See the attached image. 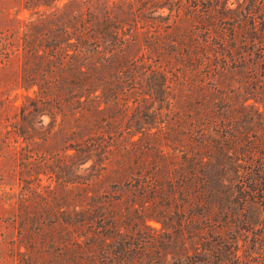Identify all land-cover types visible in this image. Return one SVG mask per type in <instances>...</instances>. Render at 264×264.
I'll return each mask as SVG.
<instances>
[{
  "label": "rangeland",
  "instance_id": "rangeland-1",
  "mask_svg": "<svg viewBox=\"0 0 264 264\" xmlns=\"http://www.w3.org/2000/svg\"><path fill=\"white\" fill-rule=\"evenodd\" d=\"M191 1L0 0V264H264V0Z\"/></svg>",
  "mask_w": 264,
  "mask_h": 264
},
{
  "label": "trees",
  "instance_id": "trees-1",
  "mask_svg": "<svg viewBox=\"0 0 264 264\" xmlns=\"http://www.w3.org/2000/svg\"><path fill=\"white\" fill-rule=\"evenodd\" d=\"M186 1V0H185ZM190 5L189 6H193L194 8H196V5L193 1L190 0ZM218 6H215L214 12H210L208 11V9L206 10H202L205 11L207 15H215L218 18V21L223 24L225 19L227 18V16L225 15V13H223L224 11L230 10L231 8H229L228 6H226L225 4L222 6V8L220 10H217ZM263 5L261 4H254L252 7H247L246 9V16L245 17H249L253 14H259V15H263L262 14V10L263 9ZM202 8H205V6H203ZM256 9V10H253ZM231 19V18H229ZM255 25V24H254ZM234 26V25H233ZM206 33L209 35V31H206ZM70 43V42H69ZM224 43L221 42L220 45H223ZM258 53L261 55L262 52L264 51V43L262 44V40L258 41ZM56 47H48L47 46V92H50L53 88H54V84L57 83V81L61 78V75L63 73H68L70 76V79L68 80L70 84H75L77 81H74V78L76 77V74L78 76H80V80H83L81 77H87L89 75V68H87V66L84 65H78L76 67L73 66V62H72V57H77L80 54V51H77L76 54H71L69 53V50H65L64 53L60 54L56 52ZM264 55V53H263ZM76 71V72H75ZM84 84H82L83 86ZM73 96H75V93L73 92L72 94ZM82 97L79 96V99ZM256 138V135H253ZM259 163L255 165V168L253 169L254 175L255 177L251 180V184L250 185H246V178L243 175H240L236 181V185H234V187H236L238 190L243 191V192H249V191H256V190H262L264 192V174L263 175H258L259 169L258 167H264V158H260V160L258 161ZM201 164H203V161L201 160ZM242 169H250V167L247 165L242 164V166H240ZM192 173L194 176L196 177L198 180L200 179L201 181H204L206 179V173L203 172L202 170H196L195 172H190ZM246 189H249L246 190ZM185 211L184 208L179 209L178 215L179 217V223L176 226V224L173 226L174 231H182V224L187 223L188 221H190V217L192 216V213H187V216L185 217ZM102 221V220H101ZM205 231V230H204ZM210 230H206V234H209ZM204 233V232H203ZM209 237H212V235H208ZM220 236V234H216L215 237ZM192 239L193 236L191 237ZM201 238H203L201 236ZM206 239V238H204ZM198 249V248H197ZM204 249V248H203ZM197 251V250H196ZM197 255V253L193 252V256ZM185 257L187 259L190 258V255H188V253L185 255Z\"/></svg>",
  "mask_w": 264,
  "mask_h": 264
}]
</instances>
